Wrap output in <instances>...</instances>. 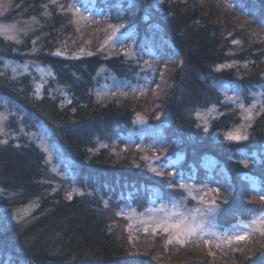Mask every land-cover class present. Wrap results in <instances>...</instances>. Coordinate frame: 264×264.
Segmentation results:
<instances>
[{
  "label": "trees",
  "instance_id": "obj_1",
  "mask_svg": "<svg viewBox=\"0 0 264 264\" xmlns=\"http://www.w3.org/2000/svg\"><path fill=\"white\" fill-rule=\"evenodd\" d=\"M99 1L112 12L99 25H79L72 0H13L0 16L27 28L21 44L0 38V59L30 55L51 66L55 76L37 96L28 77L13 80L0 71V97L22 116L17 114L18 121L12 115L7 124V133L18 139L0 142V264H264V236L197 254L185 249L190 244L167 245L162 235H133L118 213L122 204L145 205L153 192L158 200L179 199L182 180L219 190V225L264 211L259 200L264 198V111L251 122L245 140L230 139L241 117L215 85L234 83L246 93L264 86V0H136L151 7L143 6L145 21L143 11L131 14L137 7L129 11L128 0ZM124 23L123 33L146 46L155 68L143 78V59H127L101 45ZM165 62L175 67L165 78L164 99L158 100L153 92ZM103 68L139 84L153 71L156 75L138 97L104 103L93 92ZM55 85L67 88L69 105L50 96ZM212 106L222 115L205 127L197 114ZM137 114L165 134L163 161L179 156V166L150 167L146 158L152 156L138 147L117 152L106 146L112 137H126ZM42 120L57 134L64 173L88 192L70 197V180L53 175L45 154L23 136L22 128L38 131ZM208 157L219 172L208 168ZM26 207L34 208L31 214L8 220V214Z\"/></svg>",
  "mask_w": 264,
  "mask_h": 264
},
{
  "label": "rangeland",
  "instance_id": "obj_2",
  "mask_svg": "<svg viewBox=\"0 0 264 264\" xmlns=\"http://www.w3.org/2000/svg\"><path fill=\"white\" fill-rule=\"evenodd\" d=\"M54 1L58 3V0ZM128 1L130 3L128 7L129 11H131V7H137L131 14L135 16L139 11H143V20L145 21L148 16V10L143 6L146 5H142L136 0ZM99 2V0H72L76 11L73 7L71 9L75 13V20L79 25H86L87 22L89 24L99 25L102 20L110 16L112 12L110 13L109 10L98 6ZM12 7L13 0H0V16L7 13ZM146 7H148L149 11L151 10V7ZM120 9L119 7L118 11L121 14L126 12ZM113 13L116 14L117 10L113 9ZM0 18L2 19V17ZM1 19L0 38L21 44L24 37L23 34L27 32L26 26ZM124 26L125 23L122 27L112 28V31L108 32V35L102 40L101 45L107 47L113 54L117 52L119 54H125L127 59H143L144 62L140 65V68H142L141 71L144 72L142 75L143 78L144 75L155 68L149 59L146 58L148 53L146 46L143 44L137 45L132 35L124 34L122 31ZM102 29L106 28L103 27ZM95 35L98 36L99 33ZM32 53L30 52V54ZM174 67V63L167 64L165 62L164 69L162 68L158 79L160 85L158 83L159 87L157 85L158 89L156 93L153 92V95L158 100L164 99L165 78L174 71ZM0 71L13 80L28 77L33 85V91L37 96L43 94L45 87L55 77L54 70L51 66L44 65L30 55H21V57L18 56L15 58H1ZM155 75L156 71H153L151 78H144L142 84H139L131 80H122L112 72L107 71L106 68H103L98 74V77L101 78V84L93 92L95 97L101 102L107 103L108 101H114L120 103V101L129 99L133 94L138 97L139 94L145 93L147 91L146 87L150 85L149 83L153 81ZM215 85L223 95V102L232 105L241 117V122L231 129L229 133L231 135L229 137H239V139L234 140H245L251 122L264 111V86H259L246 93V91H243L234 83L216 81ZM50 96L52 98L55 96L59 97L61 99V105L63 106L71 103V96L67 88L62 86H53L50 90ZM8 103V100L0 97V142L4 143L8 142V138L18 137V134L15 135L14 132L7 133V124L12 115L18 121L21 119L19 117L21 115L18 114L14 104V107H11ZM220 115L222 113L219 107L212 106L207 110L200 111L197 114V118L201 125L209 127L211 121ZM136 116L133 121L132 130L125 135L126 137L124 138L120 135L116 136V138L112 137L107 141L106 146L109 145L117 152L127 150L126 148L132 146L135 148L138 147L146 157L148 155L152 156L151 158H148L149 156L146 158V160H149L150 167L155 166L162 169L179 166L182 161V158L179 156L169 159V162L163 161L166 157L164 153V146L166 147L165 134L151 128L145 114H137ZM39 125L41 126L38 131H30L27 133L25 132V128H22L21 132L23 136L28 142L34 143L45 154L50 166V172L53 175H56L59 180L65 182L70 180L63 171L61 147L53 126L44 120ZM133 150L137 151L135 149ZM205 162L210 170H218L215 165L217 162L214 158L208 157L205 159ZM171 170L175 173L173 169ZM66 186L69 187L68 193L70 197L82 195L85 191H89L79 186L74 176L66 183ZM177 188L183 195L176 200H158V197L153 192L145 200V205L141 204L136 207L130 204L126 206L122 204L119 206L118 213L125 219V226L129 232L135 236L136 234L162 235L164 236L163 240L167 241V245L182 246L190 244L185 249L191 248L193 253L197 254L211 253V250H216L217 248L237 246L239 243L247 242L252 238L264 236V211L247 219H238L228 226L219 225L216 220L220 210L218 204L219 190L217 188L207 184L193 183L191 180L179 181ZM259 200L264 202V198ZM33 210V207H26L13 211L7 217L10 221H18L31 214ZM238 236H244L245 239H237ZM182 250L186 251L184 249ZM185 256H188L187 252Z\"/></svg>",
  "mask_w": 264,
  "mask_h": 264
},
{
  "label": "snow or ice",
  "instance_id": "obj_3",
  "mask_svg": "<svg viewBox=\"0 0 264 264\" xmlns=\"http://www.w3.org/2000/svg\"><path fill=\"white\" fill-rule=\"evenodd\" d=\"M229 138L230 139H239V137H229ZM237 239L243 240V239H245V237L244 236H238ZM169 243H171V241H169ZM181 243H182V241H181Z\"/></svg>",
  "mask_w": 264,
  "mask_h": 264
}]
</instances>
